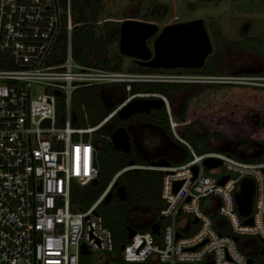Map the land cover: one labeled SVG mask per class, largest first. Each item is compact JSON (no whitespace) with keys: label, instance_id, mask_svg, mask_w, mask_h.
Segmentation results:
<instances>
[{"label":"built area","instance_id":"built-area-1","mask_svg":"<svg viewBox=\"0 0 264 264\" xmlns=\"http://www.w3.org/2000/svg\"><path fill=\"white\" fill-rule=\"evenodd\" d=\"M72 11L73 0H0V264H247L251 240L240 237H253L260 244L264 240V161H245L218 149L198 154L175 133L170 116L175 141L188 160L166 158L168 166L127 165L85 209L71 202V189L97 178L98 143L110 135L96 132L118 110L136 98L159 96L166 102L161 94L132 91L134 85L258 84L257 79L201 68L113 70L94 60L78 62L72 56L71 33L78 25ZM91 86L121 87L122 95L113 99L112 111L101 121L76 126L72 94ZM208 157L221 164L204 170L202 161ZM131 169L161 173L154 222L162 223L158 234L134 226V235L121 249L97 206L117 176ZM224 175L226 181L218 183ZM244 178L254 181L250 224L244 223L234 202ZM194 218L197 222L176 237ZM82 245L87 253H81Z\"/></svg>","mask_w":264,"mask_h":264},{"label":"trees","instance_id":"trees-1","mask_svg":"<svg viewBox=\"0 0 264 264\" xmlns=\"http://www.w3.org/2000/svg\"><path fill=\"white\" fill-rule=\"evenodd\" d=\"M103 2L104 0H83L76 16H74L78 25L73 28L71 33L72 56L78 62L96 60L93 57L96 49L102 45L108 46V39L101 37L100 26L97 22L103 14ZM73 5H75V0H73ZM143 16L145 18H141L139 8L133 15L135 19L149 20L147 15ZM110 23L107 22V24ZM117 25L119 27V23ZM64 37L65 32L62 31L61 38ZM115 39L118 40V34ZM248 41L260 43L257 38H248ZM240 43L233 42V44ZM217 59L218 56H214L212 60L208 56L207 63L201 71L211 72L210 67L217 63ZM96 62L113 70L121 69L120 57L116 60L111 57H102ZM182 87L145 83L134 85L132 91L144 90L169 94L171 91ZM100 92L101 89L98 86L80 87L73 92L72 109L74 110V124L76 126L96 124L112 111L113 106L105 105ZM58 101V117H61L63 113L62 98H59ZM141 118L160 124L174 138L165 109L152 115L142 114ZM172 120L175 133L185 139L198 154L214 149L210 143V139L214 137L228 140L245 139L264 145V86L226 84L198 88L189 96L183 111L173 115ZM117 125L118 117L113 115L96 132V135L106 134L109 136ZM100 139H102L100 142L103 144L98 148L96 154L97 183L83 186L73 184L71 189V202L80 209L90 206L99 197L114 174L126 167L130 160H133L134 164H149L151 162V160L136 156L132 150L122 152L114 149L108 145V138ZM188 158L189 155H186L180 162H184ZM263 158L264 150L258 156L242 159L259 162ZM160 179L161 173L157 170H126L117 176L112 186L113 196L109 202L106 205L99 203L97 206L99 214H101L100 206L104 205L109 208L110 215L106 219L100 216L104 225L111 230L116 247L128 241L126 228L130 225L128 218L133 213L134 206L151 208L157 214L161 203L159 196ZM118 190L122 191L121 195L118 194ZM155 219L157 220L156 216ZM158 222L159 224L162 223L161 220ZM139 230L143 231L144 229Z\"/></svg>","mask_w":264,"mask_h":264},{"label":"rangeland","instance_id":"rangeland-1","mask_svg":"<svg viewBox=\"0 0 264 264\" xmlns=\"http://www.w3.org/2000/svg\"><path fill=\"white\" fill-rule=\"evenodd\" d=\"M82 1L75 0L72 11L73 17L76 16ZM138 8L142 16L141 18H145L143 15H147V19L149 20L138 19L156 23L159 30L168 23L183 22L196 18L203 19L212 44L210 58L211 56L213 57L215 52H219L220 54L217 68L219 71L235 74H245L246 71L250 72L251 70L263 69L264 71V57L261 59V56L252 52V49L249 47L251 46L259 52L264 50V0H141V2L140 0H104L103 14L97 22L100 26L101 37L108 39V46L102 45L97 48L93 56L94 59L100 60L102 57H111L116 60L120 57L121 68L123 70L151 71L150 68L134 65L131 58L120 55L118 40L115 39L118 34L117 24L123 19H135L133 15L137 12ZM107 22L111 23L107 24ZM248 38H257L260 40V43L247 42ZM233 42L241 43L235 45ZM183 70H187V68ZM257 81L262 83L264 79ZM196 90L197 87H188L180 93L175 94L173 99L176 112L179 111V107L185 98ZM37 92L39 93L40 91L37 90ZM103 99L105 105L108 106L114 102L116 97L113 96V100L110 97L108 98L106 94V96L103 95ZM74 118L75 115L72 112V121H74ZM210 140L211 146L214 149L229 151L234 156L240 158L258 156L264 150V146L249 144L242 146L240 149H234L223 139L214 137ZM102 144L99 142L98 148ZM144 149L140 148L139 150L137 148L134 151L135 155L140 158L148 156V152L144 151ZM170 153V158L175 160L181 159L185 154L179 150H173ZM172 163L177 164V162ZM120 190H118V194L121 195L122 191ZM204 205H208L207 199L204 201ZM152 210L148 207L134 206L133 213L128 218L129 224L132 227H138L146 215H150ZM99 211L101 212L100 215L105 219L110 215L109 208L104 205L99 207ZM240 239L251 240L253 237L244 236L243 238L240 237ZM253 251L250 250V254ZM263 261L264 256L257 258L253 264H262Z\"/></svg>","mask_w":264,"mask_h":264},{"label":"water","instance_id":"water-1","mask_svg":"<svg viewBox=\"0 0 264 264\" xmlns=\"http://www.w3.org/2000/svg\"><path fill=\"white\" fill-rule=\"evenodd\" d=\"M118 51L120 55L132 58L139 67L198 69L203 66L206 56L212 51V45L201 18L168 23L160 30L156 23L128 18L119 23ZM56 94H60V92L56 91ZM161 105L162 101L159 98H136L118 110L116 116L124 119L134 113H149L150 109L159 108ZM128 139L126 129L118 127L111 132L108 144L116 150L128 152L130 151ZM151 163L158 166L169 165V161L165 157L151 161ZM132 164H134L133 160H130L128 165ZM220 164L221 160L215 157H208L202 161L204 170L217 167ZM97 165V161L94 160V166L97 167ZM191 169L193 177H195L198 167L194 165ZM227 178V175L222 176L218 183H224ZM96 183L97 178L91 181V184ZM180 184L181 181L175 182L174 191H177ZM253 192L254 181L248 178L242 179L239 183V189L234 192L237 212L239 216L245 218V224L251 223L249 214L252 208ZM112 196L113 191L110 189L101 202L107 204ZM196 222V218L187 222L186 226L179 228L176 237H180L182 232L188 231L191 223L195 224ZM149 227L152 233L158 234L159 224L157 221L151 223ZM126 229L127 238L134 235L135 229L132 225H128ZM234 240L237 238L234 237ZM261 245L260 252L263 254L264 240H261ZM120 248L122 249L123 245ZM81 253H87L83 245L81 246ZM252 260V257H248L247 264H252Z\"/></svg>","mask_w":264,"mask_h":264},{"label":"flooded vegetation","instance_id":"flooded-vegetation-1","mask_svg":"<svg viewBox=\"0 0 264 264\" xmlns=\"http://www.w3.org/2000/svg\"><path fill=\"white\" fill-rule=\"evenodd\" d=\"M205 25V24H204ZM206 29V28H205ZM209 37V36H208ZM212 45V44H211ZM236 45V44H235ZM252 50V52H254L255 54H258L259 56H261V59H263L262 57H264V50H261L260 52L257 51L255 48H252L251 46H249ZM212 52V51H211ZM210 52V53H211ZM208 54L204 60L203 66L201 67V69H203L205 67L206 59L211 54ZM214 56H218L217 59V63L213 64L210 69H211V73H216V74H220V75H235V76H250V77H254L257 80H261L264 79V71L263 69L261 70H251L250 72H245V74H235V73H229V72H221L219 71L218 65H219V61H220V54L219 52H215L213 57L211 56V60L214 58ZM132 59V58H131ZM132 63L134 65H136L133 60ZM139 67V66H138ZM169 68H150V70H166ZM251 73V74H250ZM252 75H258V76H252ZM256 80V81H257ZM258 84H247V83H234V82H224V83H220V84H179V83H149V84H158V85H169V86H183L181 89H175L173 91H171L169 94H165V93H161V92H153L156 94H161L165 97L166 102L159 96L157 97H147V98H159L162 101V105L159 108H152L150 109L149 113H134L132 115H130L127 118L121 119L118 117V125L116 128L118 127H124L128 133L129 136V144H130V150L135 151L137 148L140 150V148H145L144 151L148 152V156H143L141 158L145 159V160H151V161H156L161 157H165V158H170V152L173 150H179V151H183L182 147L175 141L174 138H172L171 134L168 132V130H166L164 127H162L160 124L158 123H152L150 121H147L145 119L141 118L142 114H156L157 111H161L165 109L166 115L168 117V121H169V116L172 118L173 115L179 114L183 111L187 100L189 98V96H187L185 98V100L181 103L180 107H179V111H175L174 109V96L177 93H180L181 91L187 89L188 87H197L198 88H202L204 86H220V85H226V84H241V85H257V86H264V81L261 83L259 81H257ZM101 89V88H100ZM195 92V91H194ZM101 96L103 99V95L106 96V94L108 95V98L110 97L111 99H113L114 97H117L118 95H122V90L121 87H113L110 88L108 90V88L106 87L105 89L102 88L101 89ZM114 94V95H113ZM106 99V97H105ZM104 101V99H103ZM166 103H167V108H166ZM110 106V105H108ZM254 116V115H253ZM254 118V117H253ZM115 128V129H116ZM114 129V130H115ZM111 134V133H110ZM217 138V137H216ZM219 138V137H218ZM106 139V138H105ZM223 139V138H220ZM110 139H108L107 141L109 142ZM225 140L227 143H229V145H231L234 149H240L242 148V146L245 145H258V146H264L261 143L255 142V141H248L245 139H235V140H228V139H223ZM211 142V140H210ZM109 145V144H108ZM142 150V149H141ZM172 159V158H170ZM155 213L154 211H152L150 213V215H146V217L143 219V221L141 222V224L138 226L139 228H146L149 227V225L151 223L154 222L155 220ZM251 245H252V251L253 253L250 254L249 253V257H252V264L255 262V260L257 258H260L262 256H264V253L262 254L260 252L262 245L259 243V241L255 240V239H251Z\"/></svg>","mask_w":264,"mask_h":264}]
</instances>
